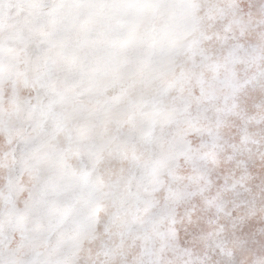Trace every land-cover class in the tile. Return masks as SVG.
Returning <instances> with one entry per match:
<instances>
[{
    "label": "snow or ice",
    "instance_id": "obj_1",
    "mask_svg": "<svg viewBox=\"0 0 264 264\" xmlns=\"http://www.w3.org/2000/svg\"><path fill=\"white\" fill-rule=\"evenodd\" d=\"M0 264H264V0H0Z\"/></svg>",
    "mask_w": 264,
    "mask_h": 264
}]
</instances>
